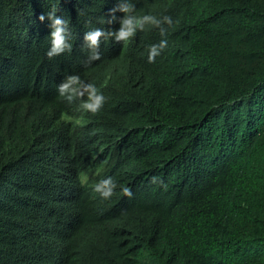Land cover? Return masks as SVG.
I'll use <instances>...</instances> for the list:
<instances>
[{
    "label": "trees",
    "instance_id": "obj_1",
    "mask_svg": "<svg viewBox=\"0 0 264 264\" xmlns=\"http://www.w3.org/2000/svg\"><path fill=\"white\" fill-rule=\"evenodd\" d=\"M120 2L0 0V264H264V0H134L166 36L89 48ZM53 6L71 49L48 57ZM72 73L97 113L58 96Z\"/></svg>",
    "mask_w": 264,
    "mask_h": 264
},
{
    "label": "clouds",
    "instance_id": "obj_2",
    "mask_svg": "<svg viewBox=\"0 0 264 264\" xmlns=\"http://www.w3.org/2000/svg\"><path fill=\"white\" fill-rule=\"evenodd\" d=\"M59 0H57V4ZM56 6L52 7V11H49L47 15L52 21L51 27L53 28L50 33V47L46 50V55L52 57L54 54H59L63 51L70 50L71 45L65 42V32L67 19L59 16H54ZM119 10L123 15L119 18L114 15H110L107 19L108 23L112 20L118 19V28L114 30H105L103 28H92L84 33V40L87 42V46L91 49H95L99 43L101 37L111 36L115 41L128 42L138 32V30H145L146 27H155L158 29L159 34L164 37L167 34L168 29L165 25L172 26L174 24L173 17L169 14L162 16H156L151 13L137 14L134 0H122L117 3L113 8L109 9L110 13H115ZM38 19L43 20L44 14H40ZM167 39H160L158 42L151 43L147 46L146 58L149 62L153 61L161 51L167 46ZM101 53L93 51L89 56L86 63H91L92 60H98ZM58 96L65 102L71 105L74 101H79L76 105L77 108L83 112L95 114L104 105L107 97L102 91H100L97 84L90 81L81 79L80 75L72 73L66 75L60 83L56 85ZM83 97V99H80ZM89 173L81 172L80 179L82 182H86ZM155 181L157 178L152 177ZM118 181L112 176H105L97 180L93 185V190L99 194L100 197L108 199L110 198L114 190L116 189ZM120 191L126 196H132L131 187L121 184Z\"/></svg>",
    "mask_w": 264,
    "mask_h": 264
},
{
    "label": "rangeland",
    "instance_id": "obj_3",
    "mask_svg": "<svg viewBox=\"0 0 264 264\" xmlns=\"http://www.w3.org/2000/svg\"><path fill=\"white\" fill-rule=\"evenodd\" d=\"M84 172L89 173L87 180L88 179H92L95 175H101L102 174V170L94 169V168H91V167H88V169L86 171H84Z\"/></svg>",
    "mask_w": 264,
    "mask_h": 264
}]
</instances>
